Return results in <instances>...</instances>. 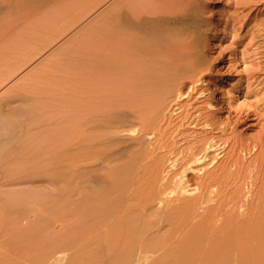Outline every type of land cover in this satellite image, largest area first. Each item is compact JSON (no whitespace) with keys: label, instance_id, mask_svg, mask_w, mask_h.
Listing matches in <instances>:
<instances>
[{"label":"bare ground","instance_id":"6f19581e","mask_svg":"<svg viewBox=\"0 0 264 264\" xmlns=\"http://www.w3.org/2000/svg\"><path fill=\"white\" fill-rule=\"evenodd\" d=\"M203 6L0 0V188L60 184L64 200L59 221L0 231L15 263L264 264L256 160L236 139L230 159V126L193 105Z\"/></svg>","mask_w":264,"mask_h":264},{"label":"rangeland","instance_id":"374dc122","mask_svg":"<svg viewBox=\"0 0 264 264\" xmlns=\"http://www.w3.org/2000/svg\"><path fill=\"white\" fill-rule=\"evenodd\" d=\"M203 1V8L210 18L211 30L205 48L209 71L203 73L200 87L206 92L208 90L206 93L208 100L199 99L198 103L193 100L194 103H191L196 107L199 105L205 107L208 101L214 106L211 111L208 109L209 113L212 112L217 121L230 126L229 134L225 136L228 138L226 140L229 146L228 152L225 153L229 154L230 158L233 140L236 139L240 144L236 157H240L246 165L253 159L256 160L254 174L259 176L256 189L259 190V194H264V183H260L264 179V0ZM90 2L97 4L96 1ZM196 97L198 98V95ZM249 151H252V155ZM61 186L60 184H3L1 186L3 188H0V231H4L6 236L9 232L11 235L14 230L11 224L15 220L20 222L19 226L22 228L30 226L34 218L32 212L37 214L34 218H37L36 220L56 217L59 221L64 203L60 196L63 190ZM27 219L28 224L25 223ZM60 227L59 223L57 231H61ZM5 234L2 233L0 238V264H18L15 263V256L21 258L22 255L19 257L18 254L16 255L13 247L8 245L9 238L12 240L11 236L6 238ZM5 239H8V242ZM27 256L24 255L23 264L31 262L33 258V255Z\"/></svg>","mask_w":264,"mask_h":264}]
</instances>
